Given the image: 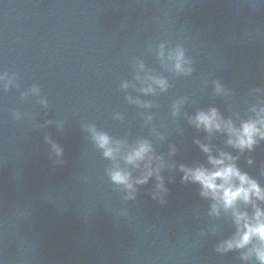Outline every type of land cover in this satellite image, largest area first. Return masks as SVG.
Here are the masks:
<instances>
[{
	"label": "water",
	"instance_id": "1",
	"mask_svg": "<svg viewBox=\"0 0 264 264\" xmlns=\"http://www.w3.org/2000/svg\"><path fill=\"white\" fill-rule=\"evenodd\" d=\"M149 42L184 43L196 68L192 76L174 78L167 93L145 98L160 105L152 111L169 134L167 142L154 140L157 151L166 154L176 143L177 162L204 161L193 143L204 134L181 118L185 135H177L170 105L187 95L189 112L213 104L226 116L247 117L250 89L264 84L261 0H0V68L18 72L22 90L38 84L49 100L46 110L36 97L21 101L15 88L0 93L2 264H239L238 253L215 252L218 237H200L216 221L207 216L198 185L165 172L175 176L166 205L148 195L152 183L125 203L105 175L109 162L81 130V123H94L115 137L149 135L141 110L120 91L121 81L133 77L135 57L163 71L147 51ZM215 78L235 95L213 97L211 87H202ZM14 109L31 118L14 120ZM115 112L125 121L113 119ZM33 119H61L64 133L55 125L37 131ZM47 133L63 145L64 167L49 159ZM253 156L255 166L245 158L240 166L264 183V145ZM124 208L128 215L118 216ZM220 223L224 235L232 231L230 222Z\"/></svg>",
	"mask_w": 264,
	"mask_h": 264
},
{
	"label": "clouds",
	"instance_id": "2",
	"mask_svg": "<svg viewBox=\"0 0 264 264\" xmlns=\"http://www.w3.org/2000/svg\"><path fill=\"white\" fill-rule=\"evenodd\" d=\"M261 2L264 3V0ZM147 51L155 57L163 71H157L149 67L144 59L135 57L133 77L121 81L120 91L129 105L141 110V126L148 129L149 135L130 140L128 137H115L94 123L80 125L95 149L109 162L105 175L125 203L136 201L141 188L152 183L148 195L160 205H166L170 192L168 184L175 182V176L166 177L164 173H181V183L199 186V197L208 202L207 216L216 221L201 229L200 237H218L214 249L220 256L238 253L239 264H264V183L240 166L241 158L246 159L249 167L255 166L253 153L264 145V84L250 89L249 96L254 102L249 104L247 117L237 111H229L226 116L213 104L189 112L187 106L193 103L192 98L187 95L176 98L170 105L171 116L177 121L176 134L180 137L185 135V129L179 123L181 118L197 133L204 134L203 137L197 135L193 143L205 160L180 163L175 159L180 152L176 143L168 144L166 154L157 151L155 142H167L169 134L163 123H156V115L152 111L160 105L154 99L145 98L167 93L173 87L174 78L192 76L196 71L195 62L182 42L175 45L149 42ZM202 87H211L213 97L235 95L234 90L219 78L205 79ZM13 88L19 92L21 101L36 97L40 106L46 110L49 108V100L38 84L22 90L19 73L0 68V93ZM12 118L22 122L31 117L14 109ZM113 119L124 122L126 117L121 112H115ZM33 125L37 131L52 125L61 134L65 130V121L61 119L43 123L33 119ZM43 139L49 146L48 155L53 166L64 167L67 161L63 145L51 133L45 134ZM217 140L222 141L223 146ZM259 176L264 177V164L260 166ZM82 179L87 181L89 178L85 176ZM193 213L198 215L199 209H193ZM127 215V208L118 213V216ZM221 221L230 222L232 231L229 234L224 235Z\"/></svg>",
	"mask_w": 264,
	"mask_h": 264
}]
</instances>
